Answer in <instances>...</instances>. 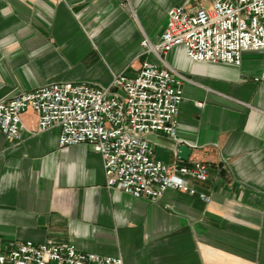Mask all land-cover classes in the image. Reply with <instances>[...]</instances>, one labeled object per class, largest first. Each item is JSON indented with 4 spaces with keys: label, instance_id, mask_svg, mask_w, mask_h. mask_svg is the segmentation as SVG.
Masks as SVG:
<instances>
[{
    "label": "crops",
    "instance_id": "obj_1",
    "mask_svg": "<svg viewBox=\"0 0 264 264\" xmlns=\"http://www.w3.org/2000/svg\"><path fill=\"white\" fill-rule=\"evenodd\" d=\"M187 0H0V102L53 83L109 87L133 78L153 56L168 11ZM183 75L173 135L148 136L165 165L204 163L190 184L208 197L168 190L136 198L107 186L88 144L59 146L61 129L41 131L22 115L19 140L0 130V251L11 243L72 245L124 264H264L263 51L241 65L198 62L179 46L166 56ZM181 144L192 148L188 162Z\"/></svg>",
    "mask_w": 264,
    "mask_h": 264
},
{
    "label": "built area",
    "instance_id": "obj_2",
    "mask_svg": "<svg viewBox=\"0 0 264 264\" xmlns=\"http://www.w3.org/2000/svg\"><path fill=\"white\" fill-rule=\"evenodd\" d=\"M183 46L194 61L241 65L247 51L264 53V0H187L168 11L160 41L141 42L145 60L136 77L114 76L109 87L91 83H53L0 102V130L19 140L22 115H38L41 131L61 129L59 146L88 144L102 159L109 188L136 198L159 199L172 189L201 200L190 184L204 182V163L168 166L155 159L148 136L173 135L187 79L169 66L167 54ZM256 82H264V67ZM0 264H124L116 257L82 253L72 245L14 242L0 251Z\"/></svg>",
    "mask_w": 264,
    "mask_h": 264
},
{
    "label": "water",
    "instance_id": "obj_3",
    "mask_svg": "<svg viewBox=\"0 0 264 264\" xmlns=\"http://www.w3.org/2000/svg\"><path fill=\"white\" fill-rule=\"evenodd\" d=\"M192 153V148L188 145L181 144L178 148V157L183 162L189 161V156Z\"/></svg>",
    "mask_w": 264,
    "mask_h": 264
}]
</instances>
